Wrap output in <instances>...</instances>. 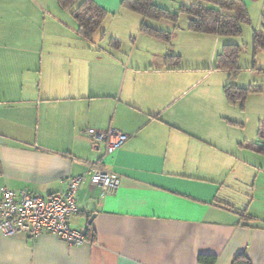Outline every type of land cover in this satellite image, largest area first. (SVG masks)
<instances>
[{"label":"crops","instance_id":"crops-1","mask_svg":"<svg viewBox=\"0 0 264 264\" xmlns=\"http://www.w3.org/2000/svg\"><path fill=\"white\" fill-rule=\"evenodd\" d=\"M93 1L108 13L100 40L122 15L138 35L144 22L170 30L123 0ZM61 11L77 24L63 43ZM163 21L175 28L155 22ZM76 33L96 34L83 37L59 0H0V189L48 198L85 176L69 224L94 236L71 246L48 232H0V264H209L201 256L233 264L241 254L264 264V163L231 153L219 126L199 116L201 81L189 77L182 55L152 42L144 53L135 54L136 42L125 53L114 34L104 47L78 44ZM109 129L130 136L113 154L89 135ZM261 142L258 135L243 146L264 155L253 148ZM93 164L120 178L117 192L91 184Z\"/></svg>","mask_w":264,"mask_h":264},{"label":"rangeland","instance_id":"rangeland-1","mask_svg":"<svg viewBox=\"0 0 264 264\" xmlns=\"http://www.w3.org/2000/svg\"><path fill=\"white\" fill-rule=\"evenodd\" d=\"M162 5L167 8H171L172 11H178L181 4H191L195 0H158ZM248 12L249 20L248 24L241 25L242 35L238 37H226V36H214V35H202L191 32L188 29L189 17L182 15L178 28L175 29L170 26L167 21H163L160 25L159 22L150 21V24L154 27L170 29L172 32V40L169 42L157 43L159 39L151 37L149 35H138V30L135 24L130 26L124 19V15L119 20L110 21L105 28V40H100L102 32H97L92 39H83L80 36L74 34L75 42L78 44H90L95 43L102 45L103 47L110 42L111 34L118 38L121 43V49L125 53H131L133 44L135 42L138 45V49L135 52L144 53L146 49H149L148 42L153 44H159L158 46H164L165 49L170 48L172 52L182 55L181 64L187 70L190 78H197L201 81L199 88L194 90V93L199 92L201 98V106L198 108L201 110L199 116L208 118L211 123L219 126V138L220 142L225 144L231 153H236L238 157L241 155L251 156L253 163L261 165L264 163V155L257 154L247 148L243 143L248 141L252 143L258 137V129L260 123L264 122V47H254V34H260L264 39V0H241ZM62 28L61 37L59 36L58 42L63 43L66 38L72 39V33L74 24L76 21L69 15L68 11H61ZM135 18H141L139 15H135ZM132 21V20H130ZM77 26V24H76ZM137 26V25H136ZM135 27V29H134ZM65 28V29H64ZM131 29V33L126 32V29ZM71 29V30H70ZM47 39V36H46ZM232 43L242 47V53L239 59V65L242 68L239 75L234 79V84L240 88L249 87H261L262 92H252L248 95L245 103H237L235 105L228 104L224 89L229 81V73L222 70L214 69L216 65V58L225 44ZM161 44V45H160ZM154 49V47H151ZM159 51V48L155 49ZM167 52H163V55ZM159 56L149 58H157ZM190 97V96H189ZM188 97V98H189ZM198 104V103H197ZM230 121L241 122L244 124V128L233 125Z\"/></svg>","mask_w":264,"mask_h":264},{"label":"trees","instance_id":"trees-1","mask_svg":"<svg viewBox=\"0 0 264 264\" xmlns=\"http://www.w3.org/2000/svg\"><path fill=\"white\" fill-rule=\"evenodd\" d=\"M62 8L71 11L78 22L79 32L85 38L92 37L102 26L108 13L100 8L93 0H59ZM124 8L142 15L146 20L160 21L168 20L172 22L175 28H178V22L182 15L189 17L188 29L195 33L238 37L242 35L241 25L250 22L249 15L244 3L241 0H195L189 5H182L178 11L173 12L168 9L158 7L152 0H123ZM141 31L147 35L153 36L163 41H170L172 33L166 30H159L149 26L144 22ZM254 47H264L263 37L254 34ZM242 53V47L237 44L227 43L222 52L217 55L216 69L226 70L233 81L239 75L241 67L239 59ZM260 87L240 88L234 84H229L225 88V95L230 104L239 102L245 103L247 97L252 92L260 91ZM259 139L261 144L253 146L258 152H264V124L260 126ZM92 229L87 228L86 239L91 237ZM94 237V236H93ZM199 261L214 264L215 257L201 256ZM233 264H252L246 254L237 256Z\"/></svg>","mask_w":264,"mask_h":264},{"label":"built area","instance_id":"built-area-1","mask_svg":"<svg viewBox=\"0 0 264 264\" xmlns=\"http://www.w3.org/2000/svg\"><path fill=\"white\" fill-rule=\"evenodd\" d=\"M89 135L92 142L104 144L107 154H113L130 139L129 135L116 129L93 131ZM88 173L91 184L99 186L106 194H113L120 187L117 175L95 164L91 165ZM85 181V176L74 177L69 180L65 191L48 198L1 188L0 232L9 238L24 234L32 239L48 232L71 246L83 245L85 234L72 229L69 219L79 212L76 193Z\"/></svg>","mask_w":264,"mask_h":264}]
</instances>
